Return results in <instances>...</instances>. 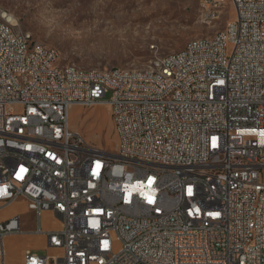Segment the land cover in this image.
<instances>
[{"label": "built area", "instance_id": "2783aa9c", "mask_svg": "<svg viewBox=\"0 0 264 264\" xmlns=\"http://www.w3.org/2000/svg\"><path fill=\"white\" fill-rule=\"evenodd\" d=\"M197 1L233 16L149 74L61 65L0 12V211L24 199L51 250L5 262L0 218V264H264V0ZM103 104L114 150L69 126Z\"/></svg>", "mask_w": 264, "mask_h": 264}, {"label": "rangeland", "instance_id": "374dc122", "mask_svg": "<svg viewBox=\"0 0 264 264\" xmlns=\"http://www.w3.org/2000/svg\"><path fill=\"white\" fill-rule=\"evenodd\" d=\"M206 9L197 0H0V10L12 16L15 28L56 49L61 65L96 69H149L153 60L188 40L214 35L233 16L230 3ZM69 126L88 143L114 150L107 105L72 106ZM14 214L21 217L22 232L3 236L5 262H19L26 248L41 255L51 251L42 234L31 232L35 214L24 199L2 209L0 218ZM40 220L42 228L55 221L42 214Z\"/></svg>", "mask_w": 264, "mask_h": 264}, {"label": "bare ground", "instance_id": "6f19581e", "mask_svg": "<svg viewBox=\"0 0 264 264\" xmlns=\"http://www.w3.org/2000/svg\"><path fill=\"white\" fill-rule=\"evenodd\" d=\"M200 3V1H199ZM206 8L208 9H218V2H206ZM0 12H4L2 10H0ZM5 15L8 17V19H12V16L9 15L8 13L4 12ZM45 47H49V46H45ZM49 49H54L52 47H49ZM120 70V72H126V73H140V74H149L151 72V67L149 69H144V70H130V69H123V68H118Z\"/></svg>", "mask_w": 264, "mask_h": 264}, {"label": "crops", "instance_id": "0c3cea01", "mask_svg": "<svg viewBox=\"0 0 264 264\" xmlns=\"http://www.w3.org/2000/svg\"><path fill=\"white\" fill-rule=\"evenodd\" d=\"M41 214L44 215V216H48V217L52 216L55 219V221L53 223H46L45 226H44V228H43L44 230H53V229L58 228V226H59L58 220H57L56 217L53 216V214L51 212H49V211H43ZM14 215H16V214H14ZM44 240H45V238H44Z\"/></svg>", "mask_w": 264, "mask_h": 264}, {"label": "snow or ice", "instance_id": "6c2138e0", "mask_svg": "<svg viewBox=\"0 0 264 264\" xmlns=\"http://www.w3.org/2000/svg\"><path fill=\"white\" fill-rule=\"evenodd\" d=\"M150 202H151V200H150Z\"/></svg>", "mask_w": 264, "mask_h": 264}]
</instances>
